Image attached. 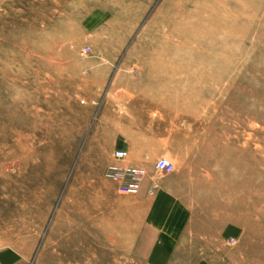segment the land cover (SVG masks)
I'll return each instance as SVG.
<instances>
[{"label":"rangeland","instance_id":"1","mask_svg":"<svg viewBox=\"0 0 264 264\" xmlns=\"http://www.w3.org/2000/svg\"><path fill=\"white\" fill-rule=\"evenodd\" d=\"M122 1L126 35L110 29L128 18L120 0H0V264H264V0H230L208 27L233 61L202 63L201 85L186 89L200 99L193 112L151 113L177 142L147 147L174 168L143 158L149 186L137 195L104 176L124 135L114 117L128 116L132 81L182 97L174 67L188 61L164 26L151 29L175 11L166 0ZM97 66L113 72L102 82ZM140 213L139 229H158L144 255L131 239Z\"/></svg>","mask_w":264,"mask_h":264},{"label":"bare ground","instance_id":"2","mask_svg":"<svg viewBox=\"0 0 264 264\" xmlns=\"http://www.w3.org/2000/svg\"><path fill=\"white\" fill-rule=\"evenodd\" d=\"M120 1L124 5L123 8L120 7L121 12L122 9L123 12H128V18H121L119 17L121 15H118L112 21L110 29L112 34H114L113 30H118V32H123V35H126L130 32L128 25L131 24L132 16H129V10L131 9L132 3L128 5L126 4V2H123L122 0ZM229 1L230 0H166V2L164 3V8H166L167 10L168 7L171 6V8H173L175 11L173 12V14H170L168 12L161 13L160 16L154 18L152 21V31L158 26L165 27L167 39L165 40L164 44L169 49V44L174 43V58L182 57L188 61V65L184 66L182 69L175 68V74L176 72L178 74L183 71L184 82L187 83L185 85H181L183 89L182 97L180 95H176V108L184 107L185 109H187L188 103L190 104V107L188 109L193 112L194 109L192 108V105L194 103L200 102L199 97H195L193 93H189L187 96L186 89L194 90L190 86L193 83L201 85V75L203 74V70L205 68H209L208 66L203 67L202 63H220L222 61H226L228 65V63L231 64L233 61V58L227 54V49L225 47L218 46L210 40L212 33L209 32L210 28H208L211 23H214L216 15H219L221 11L228 14L227 11H229V4L227 2ZM233 1L234 4L240 5L241 9H246L248 6V4L244 2V0ZM170 37L172 38V40H174V42H171L169 40ZM116 38L119 39L118 37ZM160 55L163 56L161 58H167L169 60V53L163 52ZM186 99L188 102H186ZM81 103L83 102L81 101ZM175 120L176 119L174 117L173 121L175 122ZM177 120H179V118ZM169 136L173 139H177L176 132L169 134L168 137ZM154 187H156V185H154ZM221 213H223L224 215L226 214L225 212Z\"/></svg>","mask_w":264,"mask_h":264},{"label":"crops","instance_id":"3","mask_svg":"<svg viewBox=\"0 0 264 264\" xmlns=\"http://www.w3.org/2000/svg\"><path fill=\"white\" fill-rule=\"evenodd\" d=\"M174 70H175V67H174ZM112 72H113L112 67L97 66V67L92 68V73L94 75H98V76L102 75L103 78L100 81L102 80L105 81L106 78L108 79V77L112 74ZM98 85H102V83H99ZM129 85L130 86L127 87V91L125 93L127 97L129 98V100L126 101V106L124 108L128 116L125 118H121V120L118 117H114V119H116L117 121L118 120L122 121V127L120 126V131L123 132L124 134L123 136H120L119 138H117L115 143L119 145L117 149H124V150H127L129 153H131V156L129 157L127 161L123 163H118V164L122 166L139 168L137 167V165L141 163L140 161L143 158H150V159L158 160L164 156V153L161 149H158V148L150 149L149 147H147L148 144L156 140H162L164 138L177 142V139H170L169 138L170 136L168 137V135L166 134V131L168 130L169 126L168 127L165 126L163 130L161 131L159 130V128H161L162 126L159 125L156 130V127L153 126V119H151V113L154 111L165 113V117H167L166 111L169 110L170 112H173V111L175 112V109H176L175 108V98L174 96L171 98V91H172V94L173 93L175 94V89L170 90V89H167L165 86L159 87L158 89H153L151 87L140 88L133 81L130 82ZM149 92L152 93V98H153L152 101L148 102L146 100L144 101L134 100L136 93L145 95ZM171 100L173 103L172 106L170 105ZM166 101H169V104L167 106L165 104ZM94 104H96V102ZM173 115H175V113ZM170 116H171V113L169 114L168 119ZM145 122L146 124L147 123H150V124L146 125ZM129 130H132L133 132L135 131L138 137L131 136L129 133ZM148 186H149V181L145 179L140 189L143 192V194L147 192ZM164 186L166 188L168 187L167 184H164ZM145 211L146 210H144V212L143 211L141 212L145 214ZM142 217L140 213L138 219L135 220V223H136L134 227L135 230H132L131 239L136 240V241H139V240L142 241L140 245L137 243V247L138 248L140 247V250H139L140 254L144 255L145 254L144 249H147V250L152 249V246L154 245L153 241H155V238L157 237V234H158V229L156 228L157 226L155 224L153 225L152 223H146L145 220L143 221V224H146L145 226H147V228H142L141 226L139 229L137 225L142 223V220H143Z\"/></svg>","mask_w":264,"mask_h":264},{"label":"built area","instance_id":"4","mask_svg":"<svg viewBox=\"0 0 264 264\" xmlns=\"http://www.w3.org/2000/svg\"><path fill=\"white\" fill-rule=\"evenodd\" d=\"M128 152L124 149H115L113 152V159L116 163L109 164L104 176L118 185V189L132 195H137L141 189L145 173L142 168L129 167L119 165L118 162L125 160ZM154 168L156 171L164 174H169L173 171V164L167 159L158 160Z\"/></svg>","mask_w":264,"mask_h":264}]
</instances>
